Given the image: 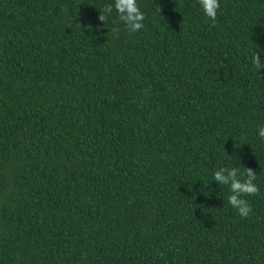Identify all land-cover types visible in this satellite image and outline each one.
<instances>
[{
    "label": "trees",
    "instance_id": "trees-1",
    "mask_svg": "<svg viewBox=\"0 0 264 264\" xmlns=\"http://www.w3.org/2000/svg\"><path fill=\"white\" fill-rule=\"evenodd\" d=\"M110 3L0 0V264H264V0Z\"/></svg>",
    "mask_w": 264,
    "mask_h": 264
},
{
    "label": "clouds",
    "instance_id": "clouds-1",
    "mask_svg": "<svg viewBox=\"0 0 264 264\" xmlns=\"http://www.w3.org/2000/svg\"><path fill=\"white\" fill-rule=\"evenodd\" d=\"M204 14L210 20L215 21L217 10L220 8L219 0H198ZM115 8L119 14V18L124 22L129 32H137L144 27L143 21L145 14L141 10L137 0H114V3L106 4L104 13L110 14ZM98 19L105 21L106 15L100 14ZM256 51L252 55V64L259 70L264 67V61L261 60L260 53L264 52V48L255 45ZM261 138H264V127L258 132ZM257 178L256 172L245 167V171L241 172L238 168L220 167L214 172L213 180L219 185H227L230 187L231 195L228 197V203L238 211L239 215L247 218L252 207L245 197L258 194L259 187L255 183Z\"/></svg>",
    "mask_w": 264,
    "mask_h": 264
}]
</instances>
